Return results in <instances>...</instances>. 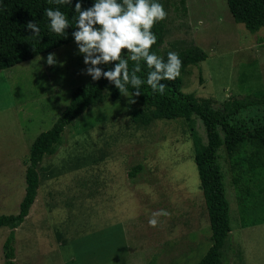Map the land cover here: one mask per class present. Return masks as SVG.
Segmentation results:
<instances>
[{
  "label": "rangeland",
  "instance_id": "1",
  "mask_svg": "<svg viewBox=\"0 0 264 264\" xmlns=\"http://www.w3.org/2000/svg\"><path fill=\"white\" fill-rule=\"evenodd\" d=\"M162 5L168 15L159 56L166 61L169 51L180 56L195 48L204 55L181 68V91L216 103L264 97V27L248 31L225 0ZM49 53L54 66L46 63ZM87 67L72 41L0 70V214L17 212L29 147L72 90L92 80ZM138 106L106 97L65 127L56 152L39 164L37 195L14 229L16 264H196L204 255L211 230L193 159L203 125L198 119L143 124L130 116ZM262 113L259 106L241 116ZM253 157L246 141L231 156L221 151L232 228L226 264H264V152L260 166L250 164ZM160 209L170 216L151 227ZM9 231L0 227V264Z\"/></svg>",
  "mask_w": 264,
  "mask_h": 264
},
{
  "label": "trees",
  "instance_id": "2",
  "mask_svg": "<svg viewBox=\"0 0 264 264\" xmlns=\"http://www.w3.org/2000/svg\"><path fill=\"white\" fill-rule=\"evenodd\" d=\"M225 1L233 20L243 24L248 31L255 32L264 27V0ZM76 2L77 0H72L71 5H58L54 0H0V70L74 41V17L78 15L74 12ZM156 2L162 4V0ZM93 3L94 0H82V7L86 9ZM47 8L59 9L68 17L71 26L66 29L65 35H57L51 31L50 21L45 14ZM29 21H34L39 26V36H33L32 31L26 28ZM151 31L157 37L152 51L159 55V48L163 44V21L156 23ZM194 50L180 55L183 66L204 59L201 50ZM124 58L127 59V55ZM133 65L134 62L129 60L130 70ZM113 67L114 64H109L102 70L107 71ZM148 71L146 64L141 62V72L137 75L145 83L140 88L141 95L134 97L139 106L130 110V116L134 121L143 124H148L154 119H183L190 122L198 119L203 125L204 136H198L196 133L194 136L193 159L209 220L211 244L196 264H226L224 251L229 244L232 228L220 161L221 151L231 156L239 145L246 141L254 147L255 152L250 164L253 167L262 165L264 97L260 93V97L232 98L216 103L210 98H198L192 93L181 91L178 78L162 80L165 91L160 94L153 92L147 85ZM127 88L130 95L136 91L130 84ZM121 96L114 84L103 77L99 81L91 80L78 86L72 90L68 103L51 127L35 136L29 147L24 174L25 190L18 210L13 214H0V227L10 229L2 243L4 264H16L14 229L23 222L35 200L39 187L38 168L44 156L56 152L63 141L65 127L73 124L89 107L99 104L106 97L117 100ZM259 106L263 108L262 115L248 118L241 116L242 112Z\"/></svg>",
  "mask_w": 264,
  "mask_h": 264
},
{
  "label": "clouds",
  "instance_id": "3",
  "mask_svg": "<svg viewBox=\"0 0 264 264\" xmlns=\"http://www.w3.org/2000/svg\"><path fill=\"white\" fill-rule=\"evenodd\" d=\"M58 5L72 4V0H54ZM74 12L76 30L72 32L74 42L84 64L86 72L93 81L102 77L107 79L120 94L128 98L131 104L136 103L134 97L141 95L140 88L145 83L137 73L141 72V62L149 69L146 83L153 92L163 94L165 85L162 80H175L181 74L183 61L179 53L169 51L167 60L152 51L157 37L151 29L156 23L167 19V11L156 0H94L88 7H82V0H77ZM50 21V29L57 35H65L71 25L68 17L59 9H45ZM202 23V22H201ZM26 28L33 36H39L40 28L34 21H29ZM125 51L127 59H125ZM42 59V57H41ZM129 60L134 62L129 68ZM49 66L57 64L55 53H49L46 59ZM114 64L113 68L103 71L99 65ZM136 91L131 94L127 85ZM161 216H170L164 209L154 211L149 225L156 227Z\"/></svg>",
  "mask_w": 264,
  "mask_h": 264
}]
</instances>
